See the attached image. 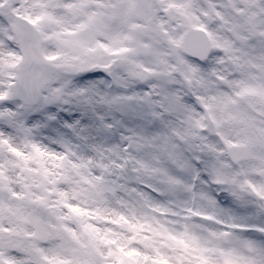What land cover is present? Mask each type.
Wrapping results in <instances>:
<instances>
[{
  "label": "snow or ice",
  "instance_id": "1",
  "mask_svg": "<svg viewBox=\"0 0 264 264\" xmlns=\"http://www.w3.org/2000/svg\"><path fill=\"white\" fill-rule=\"evenodd\" d=\"M0 264H264V0H0Z\"/></svg>",
  "mask_w": 264,
  "mask_h": 264
}]
</instances>
